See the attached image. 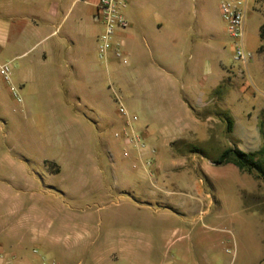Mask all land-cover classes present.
<instances>
[{"label": "rangeland", "instance_id": "1", "mask_svg": "<svg viewBox=\"0 0 264 264\" xmlns=\"http://www.w3.org/2000/svg\"><path fill=\"white\" fill-rule=\"evenodd\" d=\"M246 2L244 48L252 57L243 65L233 60L217 0L202 1L225 32L224 73L241 76L243 88L230 82L208 109L192 108L209 119L196 135L174 101H152L143 77L123 69L124 52L125 63L100 58L101 90L84 97L77 77L65 68L52 75L35 52L0 55L10 69L8 86L0 77V264H264V182L214 164L224 149L255 152L263 143L264 5ZM200 4L129 0L123 13L141 30L134 53H146L142 37L156 33L168 8L187 6L192 22ZM183 128L180 141L165 146ZM230 239L235 260L225 253Z\"/></svg>", "mask_w": 264, "mask_h": 264}, {"label": "crops", "instance_id": "2", "mask_svg": "<svg viewBox=\"0 0 264 264\" xmlns=\"http://www.w3.org/2000/svg\"><path fill=\"white\" fill-rule=\"evenodd\" d=\"M202 1L197 7L198 13L192 14V22L186 18L187 6L168 8L156 33L149 40L142 37L145 54L134 53L137 44L133 37L135 31L141 30L125 15L129 27L115 38L128 59L123 69L143 77V90L152 101H174L194 125L192 135L209 121H203L192 108L208 109L217 100L218 89L230 82L243 88L241 76L232 75L231 71L224 73L221 57L225 32L209 15ZM96 3L97 0H71L69 6H64L61 0H0L6 18L0 21V55L9 53L11 60H17L35 52L37 63L47 64L52 75L65 68L69 75L77 77L75 90L79 96L96 93L101 90L95 80L101 74L96 47L100 26L93 19ZM107 103L108 100L103 99L101 103L96 102V106L102 110ZM227 119L233 132L235 123L231 117ZM186 129L175 135L168 134L165 146L180 141ZM132 149L130 152H138ZM22 220L30 221L31 225L35 221L34 218Z\"/></svg>", "mask_w": 264, "mask_h": 264}, {"label": "built area", "instance_id": "3", "mask_svg": "<svg viewBox=\"0 0 264 264\" xmlns=\"http://www.w3.org/2000/svg\"><path fill=\"white\" fill-rule=\"evenodd\" d=\"M128 3L129 0H97L93 19L98 25L103 27V33L99 37L100 58H107L110 54L117 59H122L123 63H125L122 50L119 43L115 41V38L118 33L127 30L129 27V22L123 13ZM217 3L220 18L225 24L226 33L232 42L233 60L246 65L252 57L244 48V26L247 14V2L246 0H217ZM9 75V65H1L0 77L7 85L10 82ZM119 112L123 116H126L122 108L119 109ZM133 140L132 138L127 139L126 143ZM141 148L143 147L141 146ZM147 166L150 168L151 164H147ZM228 242H230V246L226 248L225 253L231 255L233 260L235 257V246L231 239Z\"/></svg>", "mask_w": 264, "mask_h": 264}, {"label": "trees", "instance_id": "4", "mask_svg": "<svg viewBox=\"0 0 264 264\" xmlns=\"http://www.w3.org/2000/svg\"><path fill=\"white\" fill-rule=\"evenodd\" d=\"M264 5V0H260ZM260 38L264 41V26L260 28ZM227 132L232 130L231 122L226 119ZM259 133L263 138L260 149L252 153H243L236 148H227L222 151L219 158L214 162L216 166L232 165L239 172L253 176L264 182V115L258 118Z\"/></svg>", "mask_w": 264, "mask_h": 264}]
</instances>
